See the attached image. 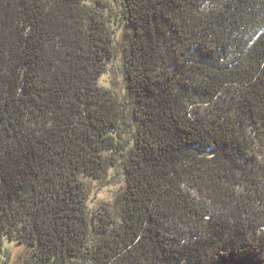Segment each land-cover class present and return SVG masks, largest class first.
Listing matches in <instances>:
<instances>
[{
	"label": "trees",
	"instance_id": "obj_1",
	"mask_svg": "<svg viewBox=\"0 0 264 264\" xmlns=\"http://www.w3.org/2000/svg\"><path fill=\"white\" fill-rule=\"evenodd\" d=\"M118 4L0 0V264H264V0Z\"/></svg>",
	"mask_w": 264,
	"mask_h": 264
},
{
	"label": "rangeland",
	"instance_id": "obj_2",
	"mask_svg": "<svg viewBox=\"0 0 264 264\" xmlns=\"http://www.w3.org/2000/svg\"><path fill=\"white\" fill-rule=\"evenodd\" d=\"M94 2L98 0H92ZM101 1V0H100ZM113 6L111 29L116 40V54L107 64V69L99 77L100 85L114 90L119 95L125 93V80L123 74L124 64V47L126 37L129 35V28L119 14V0H109ZM116 16V17H115ZM124 175L122 168L110 169L107 176L100 180H93L89 184L90 200L89 205L95 213H103L106 211H114L119 205V199L123 192ZM6 255L8 256L9 264H22L23 259L28 255L24 246L17 242H9L6 244Z\"/></svg>",
	"mask_w": 264,
	"mask_h": 264
}]
</instances>
